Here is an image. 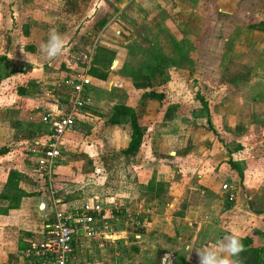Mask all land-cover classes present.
Instances as JSON below:
<instances>
[{"label": "crops", "instance_id": "1", "mask_svg": "<svg viewBox=\"0 0 264 264\" xmlns=\"http://www.w3.org/2000/svg\"><path fill=\"white\" fill-rule=\"evenodd\" d=\"M206 1L0 0V264H37L21 256L26 241L41 237L56 210L77 209L92 197L104 205L93 224L100 237L81 238L69 264H199L196 250L213 247L225 236L239 238L244 246L232 257L237 264H264V181L257 186L260 189L243 192L235 169L219 176L210 161L216 156H207L204 146H200L202 160L193 158L194 147L175 146L173 121L181 104L154 94V89L165 87L174 93L168 76L153 85L158 79L155 74L174 66L170 51L175 54L181 43L192 52V35H176L177 11L201 18L199 26L207 27L211 25L207 20L214 19L201 15V3ZM234 9L232 5L228 12ZM214 10L226 12L223 7ZM252 26H264V21ZM52 29L67 44L63 54L50 61L41 44L48 41ZM209 35L201 42L237 41L234 34ZM159 43L167 45L161 58L165 65L157 61L164 52L149 49ZM212 51L205 48L204 56L208 58ZM79 53L92 58L89 101L78 119L77 134L61 140L60 162L45 177L33 166L32 150L38 149L34 144L43 142L48 133L35 110L36 85L77 71ZM149 54L156 59L143 64L152 71L142 77L149 74L151 79L137 81L139 65L134 60ZM181 55L192 58L184 51ZM122 90L149 92L150 97L134 103L130 97L118 100ZM215 105L223 122L220 131L240 138L245 129H240L242 103L225 98ZM118 107L131 110L142 130L141 143L132 155L122 154L130 127L128 115L115 112ZM257 118L252 112L247 121ZM93 119L98 124L90 123ZM97 139L102 145H97ZM230 156L237 161L234 152ZM222 184L233 186L234 201H226L219 189ZM245 201H251L254 210ZM186 203L197 205L187 211ZM112 207L116 209L109 213Z\"/></svg>", "mask_w": 264, "mask_h": 264}, {"label": "rangeland", "instance_id": "2", "mask_svg": "<svg viewBox=\"0 0 264 264\" xmlns=\"http://www.w3.org/2000/svg\"><path fill=\"white\" fill-rule=\"evenodd\" d=\"M232 5L235 6V9L230 13L228 11ZM201 6L204 7L201 15L206 18H213L214 22L207 20L211 22V25L199 26L201 18L192 16V14L186 16L177 11V17L174 20L177 26L176 35L179 36L184 33L192 35L194 39L193 43H190L192 52H188V44L181 43L177 44L175 54L170 51V56H174V66L170 67L168 71H163L160 75L155 74L158 79L152 84L155 86L163 83L168 76L167 79L174 83V93L165 87L154 89L156 92L154 94L164 95L165 98L181 104L177 108L173 121L178 136L175 146L194 147L193 158L198 157L201 160L203 155H201L200 146H204L207 150V156H212V158L216 156V159L210 161H213V167L219 170V176L225 174L228 168H234V174L241 182L243 192L255 190L264 181V26L256 27L252 24L264 21V0H208L201 3ZM214 6L223 7L226 12H216ZM195 18L197 19L194 20ZM202 19L204 20V18ZM218 33L234 34L237 41L231 44L201 42L206 37L209 38V34ZM166 46L165 43H159L154 47L151 45L149 49L153 53L156 51L152 48H158L164 52ZM205 48L213 49L208 58L203 53ZM179 50L184 51L187 56L191 53V60L187 57L183 59L182 52L180 53ZM140 54L142 55V51ZM163 54L165 55V52L157 58L160 65L166 63L165 60L161 59ZM153 59L156 57L149 54V57L134 60V63L139 65L135 76L137 81L145 82L147 79V83L150 81L151 77L148 78L150 74L148 71L152 70L149 68L146 71L148 67L145 68L143 64L148 63L150 65ZM147 72L149 74L142 77V73ZM122 92L123 94L119 95L117 99L130 97L133 99L130 103H134L136 99L150 97L146 94L149 92H130L127 90H122ZM130 93L134 96L126 95ZM225 98H234L242 103L241 115L239 116L240 129L243 126L245 129L241 130L240 138L231 137L220 131L223 122H220V118L217 117L218 114L214 105L219 104V100ZM248 102L258 104L253 107ZM165 104L166 102L163 105ZM231 109L233 106L228 111ZM252 112H255L258 118L255 122L248 123L247 118ZM92 113L96 114L95 112ZM211 113H214L213 117ZM144 120L149 119L145 117ZM98 122L99 120L93 119L90 123L98 124ZM215 130L219 133L217 134ZM184 139H187L185 144ZM97 142V145H102L99 139ZM120 144L122 145V140ZM223 149L225 150L219 154L218 151ZM233 152L235 153V160H237L234 162L230 156V153ZM217 153L218 155H216ZM197 162L199 163V160ZM257 189H260V186ZM245 204L253 209L251 201H245ZM196 205L186 203L184 208L190 211ZM159 207L162 208V206ZM119 260L120 258L118 263H120Z\"/></svg>", "mask_w": 264, "mask_h": 264}, {"label": "built area", "instance_id": "3", "mask_svg": "<svg viewBox=\"0 0 264 264\" xmlns=\"http://www.w3.org/2000/svg\"><path fill=\"white\" fill-rule=\"evenodd\" d=\"M91 56L89 53H79L76 58L78 70L62 79L43 80L36 85L37 105L40 122L47 126L48 133L43 142H36L32 152L35 154L34 167L45 177H49L61 159V140L76 135L77 122L85 105L89 101V89L92 86L90 76ZM220 192L226 201L235 199L232 185L222 184ZM116 207L109 208L111 213ZM104 211V205L95 198L85 200L74 210H56L53 221L47 225L36 239H28L21 251L25 260L37 264H69L70 256L81 238L92 239L100 237L93 224L96 217ZM126 213V211H124ZM138 220L133 224L138 226Z\"/></svg>", "mask_w": 264, "mask_h": 264}, {"label": "clouds", "instance_id": "4", "mask_svg": "<svg viewBox=\"0 0 264 264\" xmlns=\"http://www.w3.org/2000/svg\"><path fill=\"white\" fill-rule=\"evenodd\" d=\"M66 44L65 37L58 33L56 29H52L48 41L41 44V52L47 60L53 61L63 54ZM12 57L9 55V59H12ZM243 251L244 246L239 238L225 236L222 240L217 241L215 246L198 249L196 253L199 257V264H237L232 257L238 256Z\"/></svg>", "mask_w": 264, "mask_h": 264}, {"label": "trees", "instance_id": "5", "mask_svg": "<svg viewBox=\"0 0 264 264\" xmlns=\"http://www.w3.org/2000/svg\"><path fill=\"white\" fill-rule=\"evenodd\" d=\"M90 73V72H89ZM91 74V73H90ZM115 112L127 114L129 118L130 136L126 148L122 151L123 155H132L136 153L142 138V130L137 122L135 114L128 108L118 107ZM264 214V209H263Z\"/></svg>", "mask_w": 264, "mask_h": 264}]
</instances>
